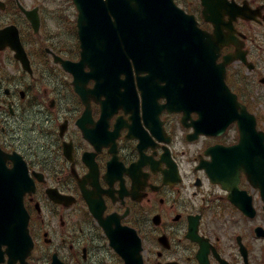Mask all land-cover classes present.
Instances as JSON below:
<instances>
[{
    "label": "flooded vegetation",
    "instance_id": "obj_1",
    "mask_svg": "<svg viewBox=\"0 0 264 264\" xmlns=\"http://www.w3.org/2000/svg\"><path fill=\"white\" fill-rule=\"evenodd\" d=\"M207 1L206 21L202 0H176L223 37L218 61L231 58L228 85L264 131V0ZM22 4L36 10L40 27L19 8L14 18L0 12V28L16 25L29 58L24 64L12 47L0 49V145L23 155L37 183L26 196L36 253L66 260V245L74 253L76 243L84 264L106 257L90 200L136 231L144 264H264V186L248 175L257 152L239 160L232 148L237 122L201 123L200 112L182 109L170 73L140 85L134 64L136 101L123 72L86 103L55 58L69 55L66 1ZM70 196L76 203L67 206Z\"/></svg>",
    "mask_w": 264,
    "mask_h": 264
},
{
    "label": "water",
    "instance_id": "obj_2",
    "mask_svg": "<svg viewBox=\"0 0 264 264\" xmlns=\"http://www.w3.org/2000/svg\"><path fill=\"white\" fill-rule=\"evenodd\" d=\"M74 1L78 8L77 25L82 52L84 56L91 58L93 63H111L113 52L122 46L134 50L133 58L140 64L142 61L152 63L153 55L138 52L159 50L163 47L166 37H171L180 40L179 63L182 65L183 80L188 87V93L197 95L205 103L213 102L217 107L218 103H224V98L230 94L224 82V69L216 65V55L212 54V45L207 43L208 36L196 28L194 22L193 26L186 24L189 18L176 7L173 0ZM0 5L3 6L1 2ZM180 14L184 18L175 19ZM173 19L175 20L172 21ZM171 23L173 25L177 23V29L171 28L170 36L164 35L163 30ZM6 31L7 29L2 30L0 37ZM118 61L123 60L118 59ZM68 64L76 63L66 61V65ZM79 89L80 86L78 91ZM214 97L217 101L213 100ZM243 133L244 139L248 140L252 134L249 124L244 126ZM19 175H21L19 167L11 169L6 167L4 154L0 150V246L8 243L9 254L23 257L30 252L32 242L27 231V217L24 209L20 207V193L18 221L15 227L11 226L12 204L8 202L15 193L16 185L18 192L21 184L23 188L25 187V182L22 180L11 179ZM5 238L7 241H4ZM116 245L126 256L127 264H141V259L133 258L124 250L120 242ZM21 260L24 263V258Z\"/></svg>",
    "mask_w": 264,
    "mask_h": 264
},
{
    "label": "rangeland",
    "instance_id": "obj_3",
    "mask_svg": "<svg viewBox=\"0 0 264 264\" xmlns=\"http://www.w3.org/2000/svg\"><path fill=\"white\" fill-rule=\"evenodd\" d=\"M77 17V9L74 6L72 0H66V39L70 40L72 43L75 41V33L72 29L74 22L76 21ZM54 23L57 24L58 19L54 18ZM71 23L73 25H71ZM74 46V45H73Z\"/></svg>",
    "mask_w": 264,
    "mask_h": 264
}]
</instances>
